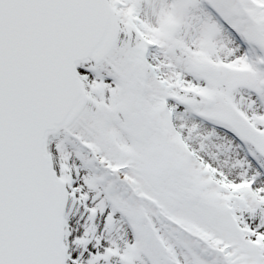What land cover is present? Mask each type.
Here are the masks:
<instances>
[{"label":"snow or ice","instance_id":"1","mask_svg":"<svg viewBox=\"0 0 264 264\" xmlns=\"http://www.w3.org/2000/svg\"><path fill=\"white\" fill-rule=\"evenodd\" d=\"M0 264H264V0H0Z\"/></svg>","mask_w":264,"mask_h":264}]
</instances>
